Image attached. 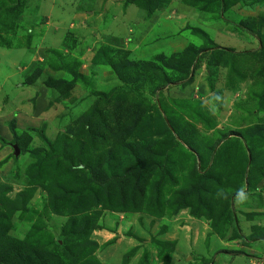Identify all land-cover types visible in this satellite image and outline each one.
<instances>
[{
    "label": "rangeland",
    "instance_id": "rangeland-1",
    "mask_svg": "<svg viewBox=\"0 0 264 264\" xmlns=\"http://www.w3.org/2000/svg\"><path fill=\"white\" fill-rule=\"evenodd\" d=\"M27 1L28 6L23 5V21L15 33L2 34L0 40V137L9 142L10 126L14 123L15 129L25 133L31 141L26 153L19 152L7 160L4 159L13 152V148L0 143V184L11 187L6 194L8 201L2 208L7 212L16 210L14 214L12 211L13 215L10 214L11 222L16 223L8 231L12 238L24 239L35 229L31 233L37 232L40 242L53 241L69 219L67 213L55 214L49 205L47 185L55 178V174L49 172L50 165L44 166V182H29L26 177L28 167L35 162L30 151L44 146L41 134L50 141L62 135L72 136L73 132H77L80 121L92 109L95 92L108 93L114 87H122L110 68L93 62L99 46L112 44L105 42L104 36L116 38L113 48L128 53V59L147 61L148 64L156 63L154 55L157 54L170 60L175 55L189 57L188 53L184 54L187 48H192V52L201 48L206 54L201 56L195 68L192 65L190 76L193 81L189 85L182 86L181 81L156 91V83L147 81L143 85L141 79L130 83L134 93H130L121 103L123 108H136L135 95L147 104H157L159 109L162 104L172 105L174 100L189 101L191 104L197 101L201 105V112L215 124L213 130H205L202 124H198L197 130L200 136L213 142L221 137V133L228 134L229 138L235 131L246 129L257 124L259 119H264V112H253L255 102L248 101L249 90L260 92L262 84L259 83H264V63L255 61L253 64L250 61L246 64L247 57L239 54L243 49L256 51L260 47L259 41L245 27L256 30L258 24L248 21L264 19V0L238 2L223 13L216 4L206 5L205 0H170L161 10H153L149 13L151 15L147 13V21L142 20L145 13L139 14L142 10L135 6L131 7V16H127L129 12L124 6L125 0H108L111 6H108L107 0H99L96 8L93 6L96 0H86L87 5L82 4L91 7L85 10L93 13L88 15L85 12L80 14V18L70 20L71 16L77 15L71 5L76 7L85 0ZM57 5L63 8L59 10ZM34 6L39 10L38 24L33 22ZM66 10H69L68 13H64ZM117 11L119 20L113 17ZM35 31L37 40L32 44ZM245 31L251 34V38L247 33L244 34ZM261 35L264 36V29ZM244 40L249 43L247 46ZM1 41H4L3 44ZM74 42L77 46H69ZM9 43L12 45L8 46ZM216 46L225 49L222 54H226L221 56L222 64L216 68L218 73L212 90L208 83L206 61L217 52ZM52 49H58L66 62H79L81 66L78 71L89 81L86 85L77 83L68 96L60 100L44 83L47 78L70 80L71 75L68 73L53 71L46 65L42 76L33 85H23L22 74L32 62H55L56 58L47 52ZM230 57L243 62L244 67H239L240 72L245 73L243 78L237 77L240 72L236 69L229 70L224 64ZM158 64L161 65L159 60ZM259 69L263 73L255 78L253 75ZM246 70H250L251 74ZM112 108V105L104 107V113L108 116ZM219 146L214 148V153ZM180 156L176 153L171 157L177 159ZM185 175L183 173L181 177L184 179ZM171 192V188L164 189V201L169 199ZM255 193L262 194L261 198L243 193L233 197L234 216L243 236H236L238 239L234 238L233 224L226 222L220 233L214 232L210 220L204 216L193 217L189 208L174 214L171 209L164 207L161 216L149 214L144 208L133 214L102 211L97 223L100 228L90 234V239L98 247L89 257V262L142 264L146 258L144 264H264V213H259L264 212V181L251 194ZM20 194L25 197L26 209L21 219L17 218L22 206ZM249 213H255L256 216L247 218L246 214ZM178 217L184 218L182 224H179ZM254 225L263 230L262 235L258 234L255 238ZM183 226H186L184 233L181 232ZM155 241L174 243V249L171 251L167 246L158 247Z\"/></svg>",
    "mask_w": 264,
    "mask_h": 264
},
{
    "label": "trees",
    "instance_id": "trees-1",
    "mask_svg": "<svg viewBox=\"0 0 264 264\" xmlns=\"http://www.w3.org/2000/svg\"><path fill=\"white\" fill-rule=\"evenodd\" d=\"M169 1L125 0L124 6L139 8L142 10L139 14L145 13L142 20L147 21L151 15L149 13L161 10ZM242 1L245 0L204 2L209 6L216 4L223 13L233 4ZM27 3V0L0 2V40L2 34L15 33L19 23L23 21L21 15L24 6H28ZM37 9L34 6L32 11L35 24L39 23ZM258 21H248L258 24L256 30L245 27L260 43L256 51L239 53L247 57L246 64L250 61L253 64L255 61L264 63V36L261 35L264 19ZM199 33L204 36L202 31ZM104 37L105 42H117L116 38ZM3 42L1 41L2 44ZM112 44L99 46L93 62L110 68L122 87H114L108 93L95 92L96 99L92 109L80 121L77 132H73L72 136L62 135L50 141L41 134L44 146L30 151L35 162L28 167L26 177L29 182H44V166L50 165L49 172L54 173L55 178L47 185L49 205L55 214L67 213V223L53 241L50 239L40 242L37 232L31 233L35 229L21 240L10 237L8 231L16 226L10 220L14 209L7 212L2 207L8 201L6 194L11 187L0 184V264H91L89 257L98 245L90 239V234L100 228L97 223L102 211L133 214L144 208L149 214L161 216L164 207L171 209L174 214L189 208L193 217L204 216L210 220L212 231L220 233L223 225L228 222L235 227L234 238L243 237L234 216L233 197L240 193L257 198L262 196L260 193H251L264 181V119H259L257 124L246 129L235 131L229 138L228 134L221 133V137L213 142L200 136L197 130L198 124H202L205 130H213L215 127L214 122L201 112V105L197 101L191 104L189 101L174 100L172 105L162 104L159 109L157 104H147L140 96L135 95L136 108H123L121 103L130 93H134L130 83L140 79L143 85L147 81L156 83V91L181 81L182 86L189 85L193 81L190 76L192 65L195 68L201 56L206 54L201 48L194 52L192 48H187L184 54L188 53L189 57L175 55L170 60L157 54L154 55L156 63L148 64L147 61L128 59V53L113 48ZM10 45L12 43L8 44ZM215 48V55L211 54L206 61L208 83L212 90L218 73L216 68L222 64L221 56L226 54H222L225 49L219 46ZM47 52L56 58L55 62H32L22 74L24 86L33 85L42 76L46 65L53 71L71 75L70 80H45L44 85L54 91L59 100L66 98L77 83L83 82L86 85L89 82L78 71L81 66L79 62H66L58 49ZM232 57L229 61H224V64L229 70L234 68L239 73V67H244L243 62ZM182 61H185L183 65H179ZM250 70L246 72L251 74ZM261 73L263 72L259 69L253 76ZM244 76L245 73L240 72L237 77ZM259 84H262L260 92L256 93L251 89L248 92V101L255 102L253 112L256 114L264 112V83ZM110 105L113 108L107 116L104 113L106 109L103 108ZM10 132L9 142L0 137L2 146H15L20 154L26 153L30 138L25 133L18 132L14 123H11ZM218 145L220 146L214 153V148ZM257 148L258 151H255ZM176 153L181 156L172 158V154ZM14 155L13 149L4 160L9 156H17ZM183 173L186 174L184 179L181 177ZM166 187L171 188L172 192L169 199L164 201L163 191ZM18 196L22 202L21 216L26 210L25 197L23 194ZM15 212L16 210L13 214ZM19 216V219L24 217ZM246 216L252 218L256 214L249 213ZM262 231L258 225H254L253 237L260 235ZM155 242L158 247L167 246L171 251L174 249V243Z\"/></svg>",
    "mask_w": 264,
    "mask_h": 264
},
{
    "label": "crops",
    "instance_id": "crops-1",
    "mask_svg": "<svg viewBox=\"0 0 264 264\" xmlns=\"http://www.w3.org/2000/svg\"><path fill=\"white\" fill-rule=\"evenodd\" d=\"M82 2H83V4H84V3H86V0H85V1H80V4H78L76 7L74 6V4L71 5V9L74 11V14H77V15H76V16H71V17L69 18V20H70V19H75V18L78 19V18H80V16H82V15H80V14H84L85 12L88 13V15H89V14L91 15V13H93L92 11H91V12H90V11H86L85 8H90L91 6H86L87 3H86V5L84 6V5L82 4ZM107 2H108V0H107ZM62 4H63V3H62ZM93 6H94L95 8L98 7V6H99V0H96V3H95ZM108 6H111V3L108 2ZM108 6H107V7H108ZM57 7L59 8V10L63 8V7H61L60 5H57ZM131 7L135 8L134 6H128V7H127V13H128V12H129V13L126 14V15L129 16V17H130L131 14H132V11L130 12V10H132ZM71 9H70V10H71ZM75 9H76V11H75ZM88 10H90V9H88ZM68 11H69V10H66L64 13H66V12L68 13ZM118 14H119L118 11L115 12V14H114V16H113V17L115 18V20H116V19L119 20L120 17H118V16L116 17V15H118ZM58 15H60L59 12H58ZM68 16H69V14H68ZM107 16L110 17V14H107ZM63 21H64V20H63ZM242 32H243V31H242ZM245 33H247V31H245L244 34H245ZM246 35H250V38H251V34H250V33H247ZM230 38L233 39V36H230ZM36 40H37V39H36V31H35L31 43H32V44L35 43ZM255 40H256V39H255ZM244 42H245L244 45H246V46L249 44V43H248V44L246 43V40H244ZM31 43H30V44H31ZM233 44H234V43H233ZM249 50H253V49H243L242 51H249ZM259 213H264V212L259 211ZM178 218H179V217H178ZM178 220L180 221L179 224H182L183 221H184V218H183V219H180V218H179ZM185 220H186V219H185ZM195 226H196V225H194V228H195ZM185 229H186V226H183L182 229H181V232L184 233V232H185ZM112 236H114V234H112Z\"/></svg>",
    "mask_w": 264,
    "mask_h": 264
},
{
    "label": "water",
    "instance_id": "water-1",
    "mask_svg": "<svg viewBox=\"0 0 264 264\" xmlns=\"http://www.w3.org/2000/svg\"><path fill=\"white\" fill-rule=\"evenodd\" d=\"M13 149L15 150V155H18L19 151L16 149V147L14 146Z\"/></svg>",
    "mask_w": 264,
    "mask_h": 264
}]
</instances>
